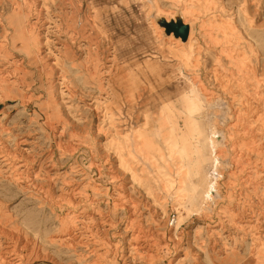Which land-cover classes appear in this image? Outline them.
<instances>
[{
    "label": "rangeland",
    "instance_id": "obj_1",
    "mask_svg": "<svg viewBox=\"0 0 264 264\" xmlns=\"http://www.w3.org/2000/svg\"><path fill=\"white\" fill-rule=\"evenodd\" d=\"M190 88L217 142L194 203ZM0 162L2 260L264 264V0H0Z\"/></svg>",
    "mask_w": 264,
    "mask_h": 264
},
{
    "label": "bare ground",
    "instance_id": "obj_2",
    "mask_svg": "<svg viewBox=\"0 0 264 264\" xmlns=\"http://www.w3.org/2000/svg\"><path fill=\"white\" fill-rule=\"evenodd\" d=\"M98 1V0H97ZM94 3V1H93ZM136 9V8H135ZM129 10V9H127ZM117 13V12H116ZM116 17V16H115ZM126 17V15H125ZM96 18V17H95ZM115 19V18H114ZM16 20V19H15ZM118 20V19H117ZM46 22V21H45ZM51 22V21H50ZM95 22V21H94ZM109 22L107 20L108 26ZM102 23V21H101ZM99 23V26L100 24ZM114 23V22H113ZM186 25H188L187 23H185ZM20 25V24H19ZM97 26V24H96ZM107 27V25H106ZM131 27V26H130ZM13 28V27H12ZM99 28V27H98ZM100 29V28H99ZM111 31V30H110ZM113 31V30H112ZM191 33V32H190ZM190 33H189V38L187 40H185L186 42L190 41ZM30 34V33H29ZM52 34V33H51ZM104 36V35H103ZM116 36V35H115ZM117 37V36H116ZM133 37V36H132ZM179 37V36H177ZM33 39V38H32ZM113 39V38H112ZM34 40V39H33ZM34 41H37L34 40ZM48 41V40H47ZM52 42V41H49ZM121 43V42H119ZM144 44L146 43H142V47L144 46ZM39 47V46H38ZM36 50V49H35ZM155 50V49H154ZM52 52V51H51ZM112 53V52H111ZM149 55V54H148ZM156 58V57H155ZM110 59V58H109ZM133 59V58H132ZM146 59V58H145ZM164 59V58H162ZM115 60V59H114ZM134 60V59H133ZM132 60V61H133ZM166 60V59H165ZM136 63V62H134ZM144 64V63H143ZM114 65V64H112ZM123 65V64H122ZM137 65V64H136ZM122 67V66H121ZM176 76H180L179 74ZM89 78V77H88ZM98 78V77H97ZM166 79V78H165ZM186 81V80H185ZM103 83V82H102ZM181 83V82H180ZM186 83V82H185ZM97 85V84H96ZM99 85V84H98ZM101 87V86H99ZM102 89V88H101ZM190 95L188 96V109H187V125L189 126L190 130H191V137L194 140L193 143H189L184 142L183 145H181L178 142H175V146H179V153L183 159V161H185V164L187 166V172L185 175V180H184V185L182 188V191L184 192V194L187 196V201L190 203H194L195 201H198V198L203 197L205 199H207L208 197H210L211 195V189L214 185V181L213 179H210L206 174L201 173V166L203 164V162H205V159L208 158L207 152L210 151L212 160L215 162L216 161V155H214V149L215 146L217 144L216 142V138H215V131L212 135L206 134V132L203 129V125H201L200 123V115H201V100L198 96V90L196 88H190ZM147 91V90H146ZM172 92V91H171ZM5 93V92H4ZM123 94V93H122ZM138 97V96H137ZM153 97V96H152ZM135 98V97H134ZM148 99V98H147ZM122 100V99H121ZM120 100V101H121ZM119 101V100H118ZM126 101V100H125ZM147 103V102H146ZM145 104V103H144ZM150 105V104H149ZM147 107V106H146ZM128 109V108H126ZM131 109V108H130ZM149 109V108H148ZM128 111V110H127ZM121 115V114H120ZM113 116V115H112ZM120 117V116H119ZM129 118V117H128ZM122 119V118H121ZM130 119V118H129ZM134 120V119H133ZM117 121V120H116ZM137 121V120H136ZM140 121V120H139ZM1 163V162H0ZM12 166V165H11ZM10 167V166H9ZM247 172V171H246ZM245 173V171H244ZM21 176V175H20ZM34 180V178H32ZM32 181V180H30ZM239 181V180H238ZM38 185V184H37ZM50 185V184H49ZM49 187V186H48ZM246 187V186H245ZM236 189V188H235ZM71 199V198H70ZM71 204V203H69ZM78 205V204H77ZM128 208V207H127ZM225 221V220H224ZM220 226V225H219ZM72 228V227H71ZM1 229V228H0ZM23 229V228H22ZM78 229V228H77ZM2 230V229H1ZM7 230V229H6ZM10 231V230H9ZM41 231V230H40ZM84 231V229H83ZM74 228H72V230L70 229L69 232H67L65 235L66 238L64 240L68 239L72 240V238H74ZM22 234V233H21ZM80 234V233H79ZM18 235V234H17ZM20 235V234H19ZM14 237V236H13ZM21 237V236H20ZM16 239V238H15ZM20 240L19 238H17V241ZM78 240V239H77ZM79 241V240H78ZM11 242V241H9ZM22 242H20L21 244ZM39 243V242H37ZM36 243V244H37ZM45 244V243H44ZM139 244V243H138ZM12 245V244H11ZM15 245V244H14ZM13 245V248H15V246ZM33 245H35L33 243ZM42 246V245H41ZM19 247V245H18ZM30 247V246H29ZM146 247V246H144ZM22 248L26 249L28 248V242L22 244ZM36 248V247H34ZM19 249V248H18ZM5 250V249H4ZM9 250V249H8ZM14 250V249H13ZM11 250V251H13ZM1 251V248H0ZM10 251V252H11ZM31 251L34 253L33 251V247L31 248ZM4 252V251H3ZM15 252V251H14ZM37 252V251H36ZM40 252V251H39ZM5 255V254H4ZM13 255V254H11ZM34 255V254H32ZM4 257V256H3ZM32 257V256H31ZM30 257V258H31ZM45 259V256H42ZM41 257V258H42ZM24 258V257H23ZM27 258V257H26ZM33 259V258H32ZM31 259V262H35L36 260L39 259V256L34 257V261ZM47 260V259H46ZM13 260L9 259L8 257L5 259H0V264H13L12 263ZM50 262V261H48ZM29 263V262H28ZM26 264V263H25Z\"/></svg>",
    "mask_w": 264,
    "mask_h": 264
},
{
    "label": "water",
    "instance_id": "obj_3",
    "mask_svg": "<svg viewBox=\"0 0 264 264\" xmlns=\"http://www.w3.org/2000/svg\"><path fill=\"white\" fill-rule=\"evenodd\" d=\"M169 32L174 33L175 36L181 37L184 41L189 38L190 27L183 22L165 23Z\"/></svg>",
    "mask_w": 264,
    "mask_h": 264
}]
</instances>
